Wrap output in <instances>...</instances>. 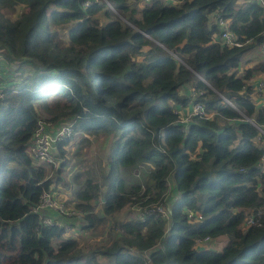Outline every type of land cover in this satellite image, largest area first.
Segmentation results:
<instances>
[{"label": "trees", "instance_id": "1", "mask_svg": "<svg viewBox=\"0 0 264 264\" xmlns=\"http://www.w3.org/2000/svg\"><path fill=\"white\" fill-rule=\"evenodd\" d=\"M108 1L120 16L84 0H0V51L31 67L30 78L5 85L0 99V264H101L99 256L112 264H264L263 150L252 124L264 126V106L249 83L264 74L263 7L176 0L140 11L135 0ZM216 18L240 46L219 40ZM189 103L206 116L181 122ZM41 123H72L52 154L60 166L76 133L92 137L82 144L111 146L105 191L87 177L75 193L82 214L49 225L32 209L62 168L53 178L29 151ZM157 205L168 219L153 212ZM119 212L126 218L111 224L106 241L80 246L65 235L64 223L82 220L93 230ZM205 237L225 242L205 248L198 244Z\"/></svg>", "mask_w": 264, "mask_h": 264}, {"label": "rangeland", "instance_id": "2", "mask_svg": "<svg viewBox=\"0 0 264 264\" xmlns=\"http://www.w3.org/2000/svg\"><path fill=\"white\" fill-rule=\"evenodd\" d=\"M16 15V14H15ZM114 16H120V13H115ZM98 18L100 21L104 22L106 18H104V13L101 12L98 14ZM68 26H64L60 28V33L63 37V39H67L66 36V29ZM259 52V51H258ZM259 56V53H258ZM243 63V60H242ZM239 68V72L242 71V69L245 67L244 64H241ZM0 71H6L10 75H13L12 79L16 81L20 80L22 77L27 76L30 78L29 73L31 70V67L26 69L25 67L20 66L18 64H14L11 67L5 66L3 64L0 65ZM186 117V114L183 115V118ZM88 137L91 139L92 137L86 136L85 134H75L74 138L72 139L69 146H67V149L69 150L70 154L68 156L69 160L64 166H60L61 161L59 157H56L51 163L53 165V168H51L49 165H44L47 169L48 175L52 176L54 178V170L58 167H61L62 170L58 174V176L61 177V181L59 183L54 184L55 188L54 191L57 193L58 198H60L61 201H63L66 205L67 210H75L79 211L75 204L77 203V199L75 196L76 190L80 188V186L84 183L85 179L91 178L94 181H98L101 187V191H105L106 183H102L103 181V175L106 172L108 165V157L111 151V146L106 142H95L92 143V140L89 141L88 144H82L80 141L82 138ZM76 150L78 151L77 154H75ZM80 175L79 179L76 180L74 176ZM171 187L169 188V192H171ZM168 192V194H169ZM103 196L101 195L98 199V201L95 203L94 211H100L101 205H102ZM133 215L135 214L137 216V211L139 209L133 208L131 209ZM81 211V210H80ZM77 214H74L72 216H75ZM77 217V216H75ZM73 218V217H71ZM125 213L119 212L113 215V217H108L107 220L102 222L101 225L97 226L96 229L85 230L83 227L81 228L82 220L77 222V225H74V228L71 230V232H66L65 235L67 236H75L80 242V246H90L92 243H99L101 241H106L108 238V230L111 226V224L114 221H121L125 219ZM68 234V235H67ZM224 237L216 238V239H207L206 241L200 242L201 246L205 248H211L214 250H220L221 246L224 244L225 240ZM224 240V242H223ZM84 242L86 244L82 245L81 243ZM98 261L101 264H112V262L104 258L102 256L98 257Z\"/></svg>", "mask_w": 264, "mask_h": 264}, {"label": "built area", "instance_id": "3", "mask_svg": "<svg viewBox=\"0 0 264 264\" xmlns=\"http://www.w3.org/2000/svg\"><path fill=\"white\" fill-rule=\"evenodd\" d=\"M152 1H164L168 4L176 3V0H135L136 8L141 11L145 5H148ZM258 1L260 2L261 6L264 9V0H258ZM93 3L104 5L105 8L113 14L117 12L119 13L117 8H115L108 0H84L83 4L84 6H89ZM216 20L218 26L223 30V33L222 35H220L219 40L229 46H240L241 44L236 42L235 36L228 30L227 22L220 18H216ZM258 51H259V60L261 62H264V41L260 44ZM252 78L249 83L253 86L256 92L258 94L263 95L264 98V74L260 76L258 79H256L253 83H252ZM4 87L5 85L0 84V99L3 98ZM191 91L192 89H190V92ZM226 101L230 103L228 100ZM190 104L191 106L189 107V110L186 113V117L185 118L182 117L181 119V122L183 123L188 122L189 118L192 115L206 116V112L204 111V108L201 104L198 103H194V104L190 103ZM252 124L255 125L258 131L260 132V135L257 137V140H260L261 142V148L263 150V153L258 163V167L264 172V126H258L253 122ZM71 125L72 123H65L53 129L52 126H50V124L46 125L45 123H41L39 128L37 129V131L35 132V134L33 135V137L29 142V151L32 157L34 158V160L44 165H49L53 163L54 157L52 154L56 149L57 141L71 134ZM32 211L34 213L40 214L42 223L46 225L53 224L56 222V220H54L51 216L45 215L44 214L45 211H50L56 213L57 215H66V216H72L74 214L77 215L82 214L79 211L67 210L65 203L61 201L60 198H58V195L54 190L43 192L39 198L38 204L32 209ZM153 212H157L161 216L168 219V211L162 205H157ZM188 214L189 217L194 216V213L191 210L188 211ZM141 215L142 214L140 212V217ZM200 218L201 216L199 215L195 216V219H200ZM250 222L251 219L249 217L246 220V223L249 224ZM62 226L66 232H71V230L73 229L68 223H64L62 224ZM207 239L209 238L205 237L202 240H199L198 244L201 246L200 242L206 241Z\"/></svg>", "mask_w": 264, "mask_h": 264}, {"label": "crops", "instance_id": "4", "mask_svg": "<svg viewBox=\"0 0 264 264\" xmlns=\"http://www.w3.org/2000/svg\"><path fill=\"white\" fill-rule=\"evenodd\" d=\"M4 54L3 52L0 51V65L3 64L5 66H8V67H11L13 66L14 64H17V68H18V64L16 61L15 62H12V61H8L6 60V58L2 55ZM254 62L252 63H248L246 64L245 67L247 66H250L252 64H254ZM21 66V64H19V67ZM1 67V66H0ZM22 67H25V65H23ZM26 69H28L27 67H25ZM263 74H256L253 78H252V83L258 79L260 76H262ZM13 75H10L8 72L6 73V71H0V84L2 85H13V84H17L19 83L20 80L16 81L14 79H12ZM24 77H27V76H24ZM22 77V78H24ZM21 78V79H22ZM254 89V88H253ZM183 93H188V87H185V88H182L181 90ZM253 99L256 103V105H261V106H264V98H263V95L261 94H256V95H253ZM191 106V104L189 103V105L187 107H182L180 108V112H183L184 114L187 113V111L189 110V107ZM45 215L47 216H51V217H57L58 215L56 213H53V212H50V211H45L44 212ZM224 242V240H223ZM222 247V246H221Z\"/></svg>", "mask_w": 264, "mask_h": 264}]
</instances>
